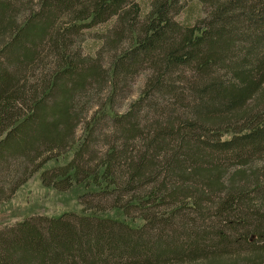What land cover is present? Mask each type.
<instances>
[{"label":"trees","instance_id":"trees-1","mask_svg":"<svg viewBox=\"0 0 264 264\" xmlns=\"http://www.w3.org/2000/svg\"><path fill=\"white\" fill-rule=\"evenodd\" d=\"M192 1L207 15L194 17L192 12L186 21L176 18L188 0H150L147 11L138 0H44L42 11L17 27L11 41L0 50V162L5 161V155L46 146L49 153L45 161L32 173L39 171L45 176L61 168L53 182L44 179V185L56 188L55 184H73L70 187L80 188L78 195L82 197L114 193L122 184L130 190L128 187L147 183L151 176V182L161 184L147 191L143 200L160 206L168 198H177L175 203L168 201L174 204L172 209L141 215L139 219L152 227L173 225L176 212L182 208L200 211L218 191L214 208L225 229L216 231L206 223V229L211 226L213 230L205 235L194 232L195 227L192 231L175 230L185 236L183 245L164 241L163 237L143 241L147 224L138 228L132 224L134 220H121L120 215L109 217L106 211L100 215L84 204L85 215L78 217L79 224L63 216H46L48 226L42 228L29 217L0 231V264H113L114 259L124 258H137L142 264H168V258L183 259L188 246L205 251L213 246L220 249L221 242L239 247L232 253H239L246 245L255 254L224 264H264V0ZM8 5L7 0H0V25ZM75 8L80 9L69 28L106 24L110 18L118 21L109 67L103 68L100 59L95 61L88 52H72L69 37L57 31L48 43L57 52L56 71L44 78L45 88L36 85L26 91L28 81L24 78L22 83L18 74L32 58L34 45L45 39L54 15ZM143 68L150 69V75L140 101L130 112L111 115L112 99L100 110L99 116H114L116 128L120 125V141L108 146L105 160L95 169L86 170L83 177V167L75 165V159L46 167L68 151L81 155L86 144V137L79 141L74 137L79 120V110L73 103L75 93L81 95L84 85L100 76L109 78L116 90V78L125 79ZM182 72L193 76L186 75L188 83L178 87ZM149 99V104L137 105ZM141 106L148 113L142 114ZM68 134L70 140L66 139ZM135 137L141 138L142 148L136 149L137 144L132 143ZM251 163L252 168L262 170L258 173L261 176L255 177L257 204L248 195L251 183L239 184L249 176ZM227 165L242 168L223 180L221 170ZM163 174L167 178H160ZM239 175L242 178L237 179ZM209 192L211 198L205 200ZM143 200L135 198L129 206ZM246 206L255 209L252 215L258 223L253 230L236 233L241 225L246 226L245 218L236 216V212ZM112 208L121 215L126 212L118 204ZM193 233H197L196 239H191Z\"/></svg>","mask_w":264,"mask_h":264},{"label":"rangeland","instance_id":"rangeland-1","mask_svg":"<svg viewBox=\"0 0 264 264\" xmlns=\"http://www.w3.org/2000/svg\"><path fill=\"white\" fill-rule=\"evenodd\" d=\"M7 1L9 2V5L7 6V12L4 16V19L2 20L3 23L0 25V50L7 42L11 41L13 37L12 33L15 30L17 31L18 28L23 26V23L30 19L36 12L42 11L44 2V0ZM138 1L140 2L144 11L149 10L151 6L150 0ZM196 7L197 6L192 0H188L185 8L180 10V14H177L176 18L178 17V19L181 21H186L188 14L192 12L194 13V17H196L195 15L197 14V16L207 15L205 10ZM75 9L76 11L66 9L54 15L52 17V23L49 25V29L45 35V39L43 38L41 41H38L36 45H34L32 58L28 63H24V68L22 67L18 74L20 77H22V79L20 78L22 83L24 82V78L28 81L25 84L26 91H32V89H35L33 86L36 85L39 87L42 85L44 86L45 84H43V80L46 78V75L51 71H56L57 64L59 63V61H57V52L56 49L53 48V46L51 47V45L48 43L52 38H54V34L57 31L65 32L69 37L68 41L71 42L70 50L72 52H80L82 50L83 55H87L86 53L88 52V54L92 55L95 61L96 59H100L101 62L99 63H101L103 68L109 67L116 45L112 40L115 38V34L117 33L116 28L118 21L110 18L105 22L106 24L99 23L89 28H87L85 25L78 26L79 28H69L74 24L76 12L80 8ZM82 24H84V22ZM106 29H108V31H105ZM71 34L73 35L71 36ZM128 45L129 40H126L124 42V46L127 47ZM99 50H103L104 52L101 53ZM99 63L98 65H100ZM149 75L150 69L143 68L140 71H137L136 74L132 73L131 76H128L125 79L124 76H120L119 79L116 78L117 84H119V87L116 88V90L112 89V84L109 78L105 80L102 76L87 82L84 85L85 90L83 91L80 89L82 90V94L79 95L78 92L75 93L73 100V103H75V106L79 110L77 115V119L79 120L74 133L75 140L79 141L80 138L86 137V144L85 146H82L83 150L81 155H73L71 151H68L67 153L58 157L57 160L49 162L46 167H50L57 163H66L70 159H75V165L83 167L80 171V175L82 173L83 177V173L86 170H93L97 167V165L101 164L103 160H105L104 155L105 152L108 151V146L119 143V138L121 137L118 132L120 125L116 128L117 123L112 121V118L115 115L126 114L127 112H130L133 104L140 101L142 91L146 86V81ZM186 75H189L188 72L183 73V79H180V82L177 84L178 87H184L188 83ZM191 76H193V74L189 75L188 77L192 78ZM49 80L50 79H48V81ZM43 88L39 90H42ZM109 99H112L111 107L113 110V112H110V114H114V116H99L100 110L103 107H107ZM150 102L151 101L149 99L142 103H138L137 105H146ZM135 107L136 105L134 106V110ZM140 112L145 114L148 113V110H146L144 106H141ZM154 118L155 117H152V120H154ZM140 124L141 127L145 126L143 121H141ZM90 125H93L91 129ZM87 129H90L89 136ZM69 138L71 139L70 134L67 135L66 139L70 140ZM132 143L137 144L138 147H136V149L143 147L141 138L135 137V139L132 140ZM47 149L48 148H46V146L42 147L41 145H37L35 146V149H29V151H25L24 153H18L12 156L5 155V161L0 162V231L9 229L16 223L21 222L29 217H32L31 220L36 222L37 225L42 228L48 226L47 221L45 220L47 219L46 216H63L65 219L79 224L78 219L80 218L78 217L85 215V212L83 211L84 204L89 208L96 209L100 215H103V211H106L105 215L109 217L116 218L117 215H120L119 218L121 220H125L127 222L134 220L132 224H135L138 228H142L147 223H145L146 221H143L142 218L139 219L141 215L152 214L158 210L165 211L166 209H172L174 204L168 203V201H173L174 203L177 201L176 197L168 198V201L159 206L153 205L152 202L149 204L146 200H143L144 198L142 196H144L147 191H150L153 189V187H157L161 184L160 182H151V176L147 177V183L130 186L128 187L130 190H126V184H122V187H120V189L114 193H92L87 194L84 197L78 195V193L81 192L80 188L70 187L73 184L63 187L61 185L57 186L55 184L56 188H54L52 186H48L47 184L49 183H47L45 186L43 183L44 179H47V182H53V177L61 172V168H55L51 171H48L45 176H41V172L39 171L32 173L33 169L39 163L45 161V158L49 153V149ZM163 154H165V152H163ZM233 166L234 165H227L226 168L221 170L223 180H228L230 177L236 175V171L242 168ZM252 167H254V165L251 163L247 168V173L249 176H245L243 178L244 180L239 181V184L247 186L248 183H251V191L248 193V195L254 199V204L259 201L257 199L258 191L256 192L258 189L257 187L254 189L256 186L255 177L261 176L259 174L262 173V170H259L260 167L257 169ZM252 169L254 170L252 171ZM117 176L119 178L118 173ZM165 177L166 175L163 174V176L160 178ZM239 178H242V176L239 175L237 179ZM263 178L264 177H261V179ZM161 187L163 188V185H161ZM169 191L170 190H168V193ZM187 192L191 193L190 190ZM217 193L218 191L213 192V200L211 201L207 200L211 198L210 192L207 196H204V199L207 201L206 203H203L200 211L190 212L183 208L180 209L178 212H176L174 216L175 219H173L174 224L171 226L159 224L152 227L151 225L147 224L148 226L146 225L143 228L145 229V233L142 236V240L153 242L155 241V238L163 237L164 241L167 240L168 242H176L178 245H183L184 243L182 242H186V238H184L185 236L178 234L180 231H192L191 228L195 227L194 232H198L200 235H205L207 231L212 229L210 228L211 226L206 229V223L211 224L213 229H216V231L221 228L225 229V226L223 227V225L220 223L221 221L217 220L216 217L217 212L216 208H214V202L215 205L218 204L217 196H215ZM135 198H139V200H143V202L129 206L130 201H133ZM115 204L125 207L126 214L124 213L121 215L117 212V210H114L112 207ZM236 213V216L241 215L238 217H242L243 219L245 218L243 223H246V226L241 225L236 233L245 229L253 230L255 224L258 223L256 218H254L252 215L255 213V209L253 207H242ZM214 217L216 219H214ZM175 230L178 232H175ZM196 234L197 233H193L191 239H196L194 237ZM213 234L211 236L208 235V240L213 237ZM213 247H208L205 249V251H195L193 250L194 247L192 248L191 246H188L189 249L185 251L183 259L180 257H171L168 258L169 261L166 263L224 264L226 261L231 263L236 258H243L245 260L255 256L252 249L246 245L241 247L239 253H232L234 249L239 247H228V245H222V242L220 249H213ZM219 253V257L215 259L214 257ZM141 261L142 260L137 258H124L119 260L114 259V262L111 263L142 264L143 261Z\"/></svg>","mask_w":264,"mask_h":264}]
</instances>
